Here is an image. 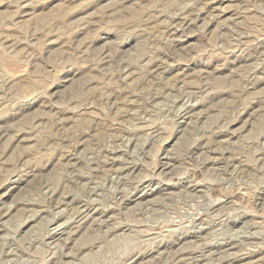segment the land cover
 <instances>
[{
  "label": "rangeland",
  "instance_id": "374dc122",
  "mask_svg": "<svg viewBox=\"0 0 264 264\" xmlns=\"http://www.w3.org/2000/svg\"><path fill=\"white\" fill-rule=\"evenodd\" d=\"M0 264H264V0H0Z\"/></svg>",
  "mask_w": 264,
  "mask_h": 264
}]
</instances>
